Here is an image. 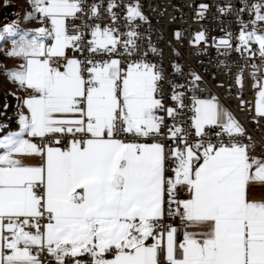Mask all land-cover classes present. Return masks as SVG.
Here are the masks:
<instances>
[{"label": "snow or ice", "instance_id": "snow-or-ice-1", "mask_svg": "<svg viewBox=\"0 0 264 264\" xmlns=\"http://www.w3.org/2000/svg\"><path fill=\"white\" fill-rule=\"evenodd\" d=\"M31 3L44 26L0 27L19 61L0 75L26 93L18 130L0 135V264H264V199L251 196L264 155L215 96L173 91L165 106L162 70L139 51V5H124L121 32L116 0ZM251 11L218 46L264 62V0ZM253 110L264 119V81Z\"/></svg>", "mask_w": 264, "mask_h": 264}, {"label": "built area", "instance_id": "built-area-1", "mask_svg": "<svg viewBox=\"0 0 264 264\" xmlns=\"http://www.w3.org/2000/svg\"><path fill=\"white\" fill-rule=\"evenodd\" d=\"M108 2L86 0V3L104 6ZM260 2L262 0H116L120 7L114 11L120 17L117 21L120 31L125 32L124 5H139L145 17L136 21L140 34L139 51L141 55L147 52L146 59L162 70L160 87L166 107L175 105L171 99L173 91L184 92L185 103H190L193 95L206 99L215 96L245 129L244 142H249L250 137L255 153L264 155V119L257 120L253 110L257 81H264V67H261L264 62L258 56L249 59L247 53L237 52L235 47L225 49L218 46L228 34L236 43L242 23L247 24L252 18L251 6ZM242 8L244 11L240 10ZM96 22L108 24L110 19L105 12ZM76 23L89 24L92 21L85 17ZM198 33H203L204 39L197 43L194 41ZM241 72L243 87L237 84ZM194 75L201 78L198 91L193 89ZM179 85L184 87H177ZM190 115L185 109V114L179 118L185 121V126ZM165 123L170 126L172 121L166 118ZM164 142L171 144L167 140ZM177 223L174 219L165 220V224ZM41 259L52 261L44 256ZM161 264H165L162 257Z\"/></svg>", "mask_w": 264, "mask_h": 264}, {"label": "crops", "instance_id": "crops-1", "mask_svg": "<svg viewBox=\"0 0 264 264\" xmlns=\"http://www.w3.org/2000/svg\"><path fill=\"white\" fill-rule=\"evenodd\" d=\"M7 8L0 9V15H4L7 12H16L18 15V26L24 30H34L35 28L44 26L41 24L40 19H27V16L30 12H32V3L31 0H11L8 3ZM3 18V17H2ZM4 48H0V54H4L0 56V68H14L17 67L19 61L9 58L6 53L11 48V42H7L3 45ZM26 95L24 90L20 89L16 84L12 83L6 75H0V96L5 97V105L4 108L9 106V114L7 117H10L9 120L5 118V123L0 125H8L6 129H0V135H6L8 131H17L18 123L17 118L18 114L21 111H24L21 104V98ZM7 96L12 98V102L7 100ZM223 108L227 110L224 104L218 100ZM228 111V110H227ZM6 113V112H5ZM30 163H34L35 161H29ZM252 198L256 200L264 199V188H254L251 193ZM187 197V193L182 191L179 194V198L183 199ZM179 239H183L182 232L179 235ZM45 264H54V261H46ZM68 264H72L71 261H68Z\"/></svg>", "mask_w": 264, "mask_h": 264}, {"label": "rangeland", "instance_id": "rangeland-1", "mask_svg": "<svg viewBox=\"0 0 264 264\" xmlns=\"http://www.w3.org/2000/svg\"><path fill=\"white\" fill-rule=\"evenodd\" d=\"M11 0H0V9H2V8H7V7H9L8 6V3L10 2ZM1 12V11H0ZM2 12H3V9H2ZM1 12V13H2ZM3 17V18H2ZM17 17H18V15L16 14V12L14 11V12H7L6 14H4V15H0V27H2V26H4V25H6V24H8V23H16V24H18V20H17ZM5 44V43H4ZM3 44V45H4ZM3 45L2 46H0V48H4L3 47ZM2 55H4V54H0V56H2ZM8 110H9V106L7 105V108H4L3 109V111H2V113H1V115H0V117L2 116V117H5V116H8V114H9V112H8ZM6 112V113H5ZM6 118V117H5ZM9 118L10 117H7L6 119L7 120H9Z\"/></svg>", "mask_w": 264, "mask_h": 264}, {"label": "trees", "instance_id": "trees-1", "mask_svg": "<svg viewBox=\"0 0 264 264\" xmlns=\"http://www.w3.org/2000/svg\"><path fill=\"white\" fill-rule=\"evenodd\" d=\"M7 98V100L8 101H11L12 102V98L10 97V96H7L6 97ZM4 105H5V97H3V96H0V115H1V113H2V111H3V109H4ZM5 117H0V124H3V123H5Z\"/></svg>", "mask_w": 264, "mask_h": 264}]
</instances>
